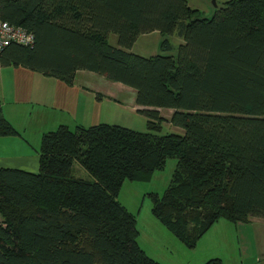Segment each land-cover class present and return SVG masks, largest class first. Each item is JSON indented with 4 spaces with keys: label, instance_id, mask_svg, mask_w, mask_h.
<instances>
[{
    "label": "trees",
    "instance_id": "trees-1",
    "mask_svg": "<svg viewBox=\"0 0 264 264\" xmlns=\"http://www.w3.org/2000/svg\"><path fill=\"white\" fill-rule=\"evenodd\" d=\"M0 20L33 37L2 48L0 67L124 85L146 128L58 126L40 136L35 173L1 168L0 264H161L137 246L116 198L167 159L174 169L150 214L187 249L218 220L264 222V0H227L209 18L185 0H0ZM152 32L159 54L129 52ZM162 122L181 134L158 135ZM15 135L0 111V137ZM73 162L91 180L72 177Z\"/></svg>",
    "mask_w": 264,
    "mask_h": 264
},
{
    "label": "crops",
    "instance_id": "crops-1",
    "mask_svg": "<svg viewBox=\"0 0 264 264\" xmlns=\"http://www.w3.org/2000/svg\"><path fill=\"white\" fill-rule=\"evenodd\" d=\"M185 1L190 9L197 10L206 18L214 12L210 0ZM216 1L222 4L227 0ZM151 37L152 41L148 39ZM140 39L144 40L142 48H148L152 43V55H155L161 39L159 34L152 32L139 36L129 52L133 53ZM123 94L126 95L125 101ZM128 94L132 95L134 91L91 72H75L71 85L66 86L58 80L21 67H0V111L17 132L15 136L0 137V169L37 171L36 151L40 136L58 126L88 127L97 123L106 124L108 119L107 124L131 130L134 123L141 127L144 122L136 112L138 107L134 104V95L127 99ZM136 116H140V122L135 119L138 118ZM168 116L163 118L167 119ZM153 219L147 220L150 227L159 232L160 224ZM162 230L166 231L164 228ZM172 242L177 247V243ZM139 248L145 253L144 246ZM189 250L192 264L194 258V264H202L212 258L219 259L222 264H264V222L260 219L237 223L218 220ZM148 257L161 264H180Z\"/></svg>",
    "mask_w": 264,
    "mask_h": 264
},
{
    "label": "rangeland",
    "instance_id": "rangeland-1",
    "mask_svg": "<svg viewBox=\"0 0 264 264\" xmlns=\"http://www.w3.org/2000/svg\"><path fill=\"white\" fill-rule=\"evenodd\" d=\"M221 3L215 0V7H213V11L216 10V8L220 7ZM213 14V13H212ZM211 15H209L207 18H209ZM156 37V36H155ZM150 41H152V37L148 38ZM169 42L172 46L171 55L175 54V49L178 44L181 43V40L175 35H171L169 38ZM115 36L108 35L107 42L110 44V46L115 45ZM142 45H144V40L140 39L135 44L133 48V53L135 55L141 56V57H149L153 54L152 51V43H150V46L146 48L145 46L142 48ZM159 50H156L155 54H159ZM153 56V55H152ZM131 93V92H130ZM133 93V92H132ZM134 95V94H132ZM132 95L128 94V97H132ZM123 100L125 101L126 95H122ZM168 112H170L167 109H161L159 115L167 117ZM141 116V115H140ZM135 118L138 122H140L139 117ZM143 125H137V123H134V131L136 132H146L145 128V119L144 117H140ZM116 121H121V119H116ZM107 123L108 119L105 121ZM106 123V124H107ZM98 124V123H97ZM158 135H165V134H181V130H178L174 127H172L167 122L161 123L160 131L157 133ZM175 165V161L173 159H167L164 163V166L161 170L154 171L150 178L144 182H128L124 181L120 189L118 191L117 195V201L119 204L130 214L134 217L135 220V229H136V244L138 247L144 246L145 247V255L148 257V255L152 256L153 258H157L160 260H164L167 262H179L180 264H192L190 255V250H186L187 248L183 246L181 242H179L177 239H175L170 233L167 231L162 230L161 226L159 224V232L157 230H153L150 227V224L147 219H153L152 215L150 214V206H151V199L150 194H155L157 196H160L164 189L167 187L171 174L173 172ZM29 172V173H35ZM71 176L77 179L82 180H91V177L75 162L71 165ZM155 220V219H153ZM177 247L174 246V242ZM140 246H139V245ZM179 247V248H178ZM186 249H185V248ZM141 250V249H140ZM188 253V254H187ZM197 253V252H196ZM197 255V254H196ZM194 255V257H196ZM198 257V256H197ZM196 259L194 258V262ZM193 262V264H194Z\"/></svg>",
    "mask_w": 264,
    "mask_h": 264
},
{
    "label": "built area",
    "instance_id": "built-area-1",
    "mask_svg": "<svg viewBox=\"0 0 264 264\" xmlns=\"http://www.w3.org/2000/svg\"><path fill=\"white\" fill-rule=\"evenodd\" d=\"M8 44L31 47L33 37L22 28L14 27L0 20V50Z\"/></svg>",
    "mask_w": 264,
    "mask_h": 264
},
{
    "label": "water",
    "instance_id": "water-1",
    "mask_svg": "<svg viewBox=\"0 0 264 264\" xmlns=\"http://www.w3.org/2000/svg\"><path fill=\"white\" fill-rule=\"evenodd\" d=\"M210 3L213 7H215V0H210Z\"/></svg>",
    "mask_w": 264,
    "mask_h": 264
}]
</instances>
